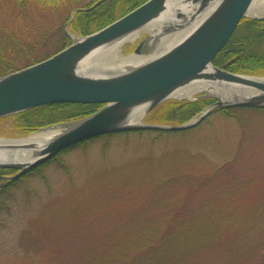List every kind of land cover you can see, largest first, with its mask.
Wrapping results in <instances>:
<instances>
[{
  "label": "rangeland",
  "instance_id": "obj_1",
  "mask_svg": "<svg viewBox=\"0 0 264 264\" xmlns=\"http://www.w3.org/2000/svg\"><path fill=\"white\" fill-rule=\"evenodd\" d=\"M61 17L38 7L21 16L0 4L3 60L22 69L30 52L55 53L51 26ZM134 37L120 55L146 41L141 55L152 56L148 29ZM24 48L28 55L16 53ZM206 94L167 102L214 100ZM153 111L142 123L156 124L147 121ZM50 126L26 135L3 119L0 139ZM6 197L0 264H264V109L219 112L183 133L101 137L38 168Z\"/></svg>",
  "mask_w": 264,
  "mask_h": 264
},
{
  "label": "water",
  "instance_id": "obj_2",
  "mask_svg": "<svg viewBox=\"0 0 264 264\" xmlns=\"http://www.w3.org/2000/svg\"><path fill=\"white\" fill-rule=\"evenodd\" d=\"M104 1L90 9L77 10L71 20L76 14L91 11ZM257 2L148 0L86 37L75 38L67 29V35L74 40L72 45L47 60L0 77V119L46 105H102V108L82 120L51 127L49 130L62 132L44 143L0 145V169L17 171L16 175L5 179L18 180L61 153L103 136L135 131L185 132L219 110L263 109L264 77L231 73L213 64ZM158 23L167 27L172 24L163 31L165 36L177 30H189L170 48L134 67L107 73L82 71V67L100 53L120 46L136 33ZM199 83L236 94H232V101H224L207 93L206 97L214 99L215 103L198 119L184 125L129 124L134 113L143 109L145 117L164 102L176 99V94L182 90ZM3 140L21 139H0ZM10 150L20 154L31 152L33 158L26 161L6 159Z\"/></svg>",
  "mask_w": 264,
  "mask_h": 264
},
{
  "label": "trees",
  "instance_id": "obj_3",
  "mask_svg": "<svg viewBox=\"0 0 264 264\" xmlns=\"http://www.w3.org/2000/svg\"><path fill=\"white\" fill-rule=\"evenodd\" d=\"M100 1L103 0H0V4L4 3L5 7L14 8L20 11L21 16H24L27 10L31 7H38L43 12L49 11L55 16L63 14V17H61L62 22H60V20L59 22L52 23L51 26L52 32L55 31L58 35L59 48L57 47L58 50L55 53L48 55L45 58H41L39 55L35 56L32 54L29 48H24L16 52L17 54L27 55L30 52L32 55L28 57L30 63L25 65L28 67L50 58L52 55L71 45L73 41L66 34L65 27L66 24L70 22L73 13L79 9H90ZM147 1L148 0H105L91 11L76 14L74 20L69 24L68 30L71 34L78 37L90 35L91 33L113 23ZM49 31H47V34ZM40 45L42 44L35 43V45L32 46L37 47ZM26 46L30 47V44H26ZM43 47L44 46H42V48ZM0 53V76L19 70V68L16 67V64L5 62L3 60L5 59V56L2 49ZM214 64L232 73L264 76V20L257 21L246 18L243 19L229 42L215 58ZM213 102L214 101L211 99L197 101L195 103L166 102L155 109L150 117H148L147 121L156 124L182 125L188 122L194 114L198 113ZM100 107L101 105L83 104L48 105L29 110L25 113L13 116L10 119L17 122L18 128L27 135L43 127L84 118L96 112ZM232 110L233 109L219 110L216 113L222 112L230 114ZM110 136L111 135L105 137ZM99 139L100 138H96L87 141L74 148ZM74 148L66 151V153ZM63 154L64 153L61 155ZM10 171L13 174L15 173L13 170H0V175L9 174ZM31 176L32 174L19 181H9V183L0 180V201H4L7 198L6 193L14 189L19 182L27 180Z\"/></svg>",
  "mask_w": 264,
  "mask_h": 264
},
{
  "label": "bare ground",
  "instance_id": "obj_4",
  "mask_svg": "<svg viewBox=\"0 0 264 264\" xmlns=\"http://www.w3.org/2000/svg\"><path fill=\"white\" fill-rule=\"evenodd\" d=\"M250 15L253 17H262L264 16V0H260L258 3L254 4L250 11ZM168 27H172V24H168ZM164 23H158L150 28H148V32L151 36V39L149 40L148 45L152 50H154V53L152 56L146 57L145 55H129V56H121L120 55V46H116L114 48H111L110 50L106 52L100 53L92 62H90L87 65H84L82 67V71L84 72H117L120 70H123L128 67H134L140 63H143L149 59L154 58L160 52L165 51L166 49L170 48L174 43L179 41L187 32L188 28L186 29H181L173 32L172 34H168L164 36L163 31L168 28ZM161 36H164L160 39ZM134 37V36H133ZM138 37V36H137ZM137 37H134L133 40L137 39ZM132 40V41H133ZM234 91V90H233ZM208 93L214 96L220 97V99H225L224 101H232L234 99V95L236 94L232 92L231 90H223L219 88H210L208 85L205 84H195L192 85L178 94H176V99H193L194 95L198 93ZM237 94L243 95L242 92L237 91ZM239 98V97H238ZM144 113L145 110H140L136 113H134L130 120L129 124L132 125H140L143 118H144ZM61 130H48V131H41L39 133H36L28 138L21 139V140H11V141H0V145H6L9 143H15V144H20V143H26V142H36V143H44L48 140H50L52 137L58 135L61 133ZM9 155H6V159H12V160H17V161H26L30 160L33 157L31 156V152H25V153H19L15 152V150H10L8 151ZM10 152H12L11 155ZM5 157V156H3Z\"/></svg>",
  "mask_w": 264,
  "mask_h": 264
},
{
  "label": "flooded vegetation",
  "instance_id": "obj_5",
  "mask_svg": "<svg viewBox=\"0 0 264 264\" xmlns=\"http://www.w3.org/2000/svg\"><path fill=\"white\" fill-rule=\"evenodd\" d=\"M253 17V16H252ZM256 18L257 17H254L253 19H250V20H256ZM258 21V20H257ZM143 44V46H142V48L140 49V50H138V53L137 54H142L143 53V51H144V49H145V47H147L146 46V41H144V42H142L139 46H138V48L141 46ZM6 177L4 176V175H0V180L2 181V182H6V183H9V180L8 179H5Z\"/></svg>",
  "mask_w": 264,
  "mask_h": 264
}]
</instances>
